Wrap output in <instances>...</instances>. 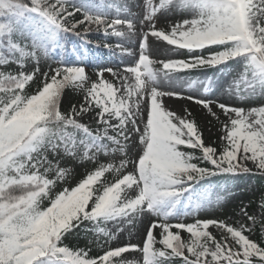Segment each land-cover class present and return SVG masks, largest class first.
Wrapping results in <instances>:
<instances>
[{
	"label": "snow or ice",
	"instance_id": "1",
	"mask_svg": "<svg viewBox=\"0 0 264 264\" xmlns=\"http://www.w3.org/2000/svg\"><path fill=\"white\" fill-rule=\"evenodd\" d=\"M115 6L94 0H0V264H134L119 259L130 250L142 253V264H171L173 258H182V264H264V246L245 235L251 229L244 225L237 228L212 219L169 222L174 215L210 203L202 191L201 181L206 178L251 173L248 161L264 174V104L246 110L216 103L227 118L221 129L224 143L218 150L205 144L190 112L180 116L165 108L163 97L180 94L156 86L161 75L171 79L174 73L227 67L234 61L242 65V71L228 91L240 99L264 98V0H144L138 15L122 3L118 14L110 18ZM77 12L83 19H71ZM119 13H125L124 17ZM161 18L171 19L168 29L157 27ZM92 25L118 38L116 47L122 55L134 54L130 42L135 39L138 58L122 71L100 70L98 80L90 84L85 67L79 64L58 60L61 66L49 67L51 75L41 73V53L49 56L63 47L65 34L80 35L78 27L85 26L87 32ZM153 38L174 46L173 50H187L190 58L169 59L161 69L154 68ZM197 50L199 55L194 54ZM28 60L35 62L30 72L24 70ZM13 64L18 71L8 67ZM105 71L119 84L105 80ZM37 73L43 76L42 87L27 94L25 88ZM197 83L208 92L214 81H192L189 86ZM65 88L85 92L79 109L73 105L70 112L61 111ZM187 99L219 120L212 99ZM93 110L102 131L78 120ZM109 130L115 135H109ZM133 134H139L142 146L136 158L122 160L119 167L101 165L75 187L65 188L54 198L50 195L69 169L53 165L49 152L58 155L63 150L76 156L82 148V158L94 159L96 153L108 150L104 140L124 152ZM132 143L135 146L136 141ZM129 164L133 170L118 175L114 182L102 179L106 172L119 174ZM53 169L54 179L47 175ZM46 199L49 203L43 206ZM260 209L264 211V199ZM242 211L256 223L255 215H248L246 208ZM150 217L158 219L149 220L142 247L127 244L90 257L87 250L64 244L85 222L111 240L114 233L104 227L109 222L122 231L123 225L134 227L138 219ZM210 227L226 235L217 239L208 231ZM173 229L189 233L191 239L183 241ZM157 243L162 247L157 248Z\"/></svg>",
	"mask_w": 264,
	"mask_h": 264
},
{
	"label": "rangeland",
	"instance_id": "2",
	"mask_svg": "<svg viewBox=\"0 0 264 264\" xmlns=\"http://www.w3.org/2000/svg\"><path fill=\"white\" fill-rule=\"evenodd\" d=\"M101 3H115L116 7H113L110 10V17L114 18L117 13V7L124 3L127 4L131 11L134 14H139L141 8L138 5H142L144 0H100ZM79 2V0H76ZM121 18L124 17L125 13H119ZM179 17H177L178 19ZM171 23V19H158L157 27L168 29ZM111 39L109 57L107 62H100L98 65L91 64L88 70L86 71L89 76V84L98 80V72L102 69L113 68L117 71H122L125 65L132 63L135 59L138 58L139 49L137 48V41L134 39L131 43V49L133 51L132 56L122 55L119 48L116 47L118 43V38L114 36H109ZM151 50L150 58L157 63L154 64V68L161 69L163 62L169 59H188L190 54L185 49L173 50L174 46L167 45L166 42L154 41V38L150 41ZM194 54L199 55L200 50H197ZM203 54L207 55L208 50H203ZM40 59V69L41 73L49 72V67L56 68L60 65L53 58L54 52L49 56L45 57L42 53ZM35 62L28 60L26 62L25 71L30 72L34 69ZM14 71H18L16 65H12ZM189 71L187 70L179 73L172 74L171 79H165L163 75L159 77L157 88L160 91H172L177 92L179 96H165L163 97V102L165 108L169 111L175 112L180 116H187V112L191 113V119L193 117L199 122L200 127L202 128V133L209 143L215 145H222L224 142L221 140L222 132V122H227V118L221 113V110L216 106V103H226L229 106L243 107L246 110H249L253 107H259L264 104V98L261 97H250L245 99H240L237 95L229 92L228 89L232 85L233 80L236 78L237 74L242 71V65L235 63L234 61L228 62V66H218L215 68H203L195 74L194 77L190 78ZM41 73H37V77L30 83V89L32 93L35 94L39 87H42L43 76ZM51 75V72H49ZM104 79L112 81L119 84L114 77L109 72H104ZM212 79L214 81L212 87L208 92L204 91V85L197 83L195 85L189 86L192 81H205ZM188 96H193L195 98L206 97L212 99L214 103L212 104L213 111L219 116V120L212 117L207 113V110L203 108L202 105H198L194 100L187 99ZM85 92L83 90H76L73 88L66 89L61 98V110L62 112H70L72 106L75 105L79 109L80 105L84 104ZM183 97V98H181ZM143 107V105H142ZM187 110V112H186ZM95 111H89L82 114L78 117L80 123L89 126L90 128L96 130L99 129L102 131L103 125H100L96 122L93 117H95ZM115 123V121H112ZM113 133L109 130V135ZM139 134H133L132 138L127 141L128 148L124 152H121L118 146H111L107 151H101L96 153L98 157L102 159H107L113 161L119 167L122 160L134 159L136 158L137 153L140 151L141 147L139 145ZM135 140L136 144L133 145L132 141ZM113 149H116L113 151ZM131 149V151H129ZM181 150L186 151L185 147L181 146ZM187 152V151H186ZM83 149H79L76 156H71L60 151L58 155L48 153V159L52 161L53 165L58 164L60 168L69 169L68 174L64 179L60 180L58 187L51 191V196L56 195L60 191H63L65 188L75 187L81 180L84 179L83 171L81 170L84 165ZM247 166L252 168L251 173H241L238 175L226 174V179L212 189H207V195L209 197L210 203L201 206L196 211H191L185 215V223L190 224L194 223L197 220H218L224 221L227 224H230L234 227H241L244 225L247 229L251 231H245V235H248L250 239H253L255 236V227L258 225L262 230V225H264V211H261L260 204V193L259 186L255 182V175L262 174L259 169H256L251 161L247 162ZM133 170V165L129 164L125 169L122 170L119 175L126 174ZM55 174V170L51 171ZM108 183L114 182L115 179L106 178L103 179ZM99 187V185H98ZM246 208L248 215L256 216V223L253 224L252 221L248 220L247 216L244 214L242 209ZM171 217L175 222L179 220ZM157 217H150L149 219L140 218L136 221L135 226L123 225L122 231H118L112 222L104 225V227L109 231L113 232L115 238L108 240L107 237L103 236L101 233L95 232L96 237H104L105 243L109 248H115L119 246H125L127 244L143 246L145 240L146 231L149 225V220L156 221ZM170 219V220H172ZM88 230L94 231L92 225L88 222H85L83 225ZM159 229L154 230V235L158 238L157 233ZM217 239H220L222 236L226 235L221 229L215 227H210L208 229ZM185 235L181 239L185 242L191 239L190 234L185 232ZM188 234V238L186 235ZM188 239V240H187ZM185 255H188L185 250ZM121 260H127L134 263L142 262V253L135 250H130L128 253L122 254ZM182 259V258H181ZM210 261V257L208 258Z\"/></svg>",
	"mask_w": 264,
	"mask_h": 264
},
{
	"label": "trees",
	"instance_id": "3",
	"mask_svg": "<svg viewBox=\"0 0 264 264\" xmlns=\"http://www.w3.org/2000/svg\"><path fill=\"white\" fill-rule=\"evenodd\" d=\"M94 2L100 3L99 0H94ZM71 19L80 20V19H83V15L82 13L77 12L75 14V17ZM84 27L85 26H80L76 29V32L80 33V35H76L73 33H67L64 35L63 40H62L63 47L60 49H57L54 52V58L56 60L63 61L65 63L82 65L85 67V70L87 71L86 68H89L92 63L98 64L99 62L107 61L108 56H109V53H108L109 47H107L106 45H111V42H110L109 36H106L104 34L103 28H100L99 30H97V27L95 25H92L90 31L85 32ZM8 67L12 71H14L12 69V65H9ZM29 85L26 86L25 92L31 95L33 93ZM66 89H69V88H65V90ZM60 107H61V104H60ZM193 119L196 121L198 127L202 130L199 122L194 117ZM69 131H71V129H69ZM112 135H115V133H113ZM203 139L206 145H211L213 147H216L218 150L221 148V145H215L213 143H209V141L205 138L204 135H203ZM104 143L108 146V148L111 145H114L107 140H104ZM186 150L187 152H194L196 156L200 155V152L198 150H193V149H188V148H186ZM194 162H198V161H194ZM107 164H113L116 167H118L115 162L101 159L97 157V154H95L94 159L84 158V165L81 169L83 171L84 178L86 177L87 174L93 172L101 165H107ZM200 166L210 167V165H205L203 163H201ZM47 175L49 178H52V179L55 178V174H53L52 172L47 173ZM118 175L119 174L116 173L115 171L106 172L102 179H106V178L116 179ZM220 175L208 177L204 181H201V184L204 185V188L202 189V191H204L207 187H209L210 185L218 181V179L222 177ZM221 179H223V177ZM254 179L256 181V184L259 186L260 199L262 201V199H264V174H257L255 175ZM60 182L61 181H58L56 183L52 191L56 189V187H58ZM54 196L55 195H53L52 197L54 198ZM48 203L49 201L47 199L44 200L43 206H47ZM173 231H179L181 237L185 235L184 234L185 231L183 230L173 229ZM95 232H96L95 230L90 231L85 226L82 225L81 228L77 229L74 234H70L65 238L64 244L72 249L87 250L88 255L90 257H98L99 255H102L103 252L108 249V247L105 243V238L96 237ZM157 236H158L157 240H159L160 238L159 231L157 233ZM187 236L188 234L186 235V238H188ZM252 240L256 241L261 246H264V231L261 230L259 225L255 227V236L253 237ZM156 247L160 248L162 246L159 243H157ZM181 263H182L181 258H173V260L171 261V264H181ZM137 264H142V262L137 263Z\"/></svg>",
	"mask_w": 264,
	"mask_h": 264
}]
</instances>
